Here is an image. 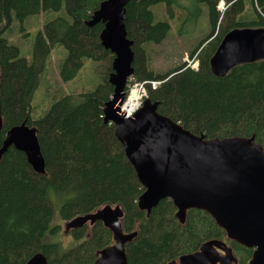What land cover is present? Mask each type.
Returning a JSON list of instances; mask_svg holds the SVG:
<instances>
[{
    "label": "trees",
    "instance_id": "obj_1",
    "mask_svg": "<svg viewBox=\"0 0 264 264\" xmlns=\"http://www.w3.org/2000/svg\"><path fill=\"white\" fill-rule=\"evenodd\" d=\"M103 0H0V143L11 127L25 122L34 128L44 159L36 170L25 154L13 146L0 158V264H24L36 253L46 264H93L101 249L114 243L102 221L81 219L109 205L119 207L123 233H133L125 243L128 264H166L197 251L208 241L228 246L238 264H246L253 248L226 237L224 230L204 210L188 209L180 220L169 198L160 200L149 214L138 206L144 187L115 136L113 123H104V104L113 91L108 77L114 55L101 44L102 22L88 25ZM179 0H129L125 5L126 37L134 53L131 77L146 89L156 111L205 138L250 137L264 149V59L238 64L225 76L211 73L209 59L223 35L234 28L264 27V0H189L206 7L209 32L182 62L166 72L153 70L145 44L162 42L169 24L154 20L151 6L165 3L170 9ZM222 1L224 9L217 5ZM35 36L32 58L19 53L4 32L12 19L41 11H59ZM66 50L59 65L62 81L73 79L85 59L97 63L99 83L94 89L53 98L40 116H32V94L38 76L55 45ZM158 82L155 87L151 82ZM60 200L58 218L69 223V235L78 241L68 249L47 242L55 235L53 208L48 193ZM51 193H49L50 195ZM51 196V195H50ZM45 238V241H44Z\"/></svg>",
    "mask_w": 264,
    "mask_h": 264
},
{
    "label": "water",
    "instance_id": "obj_2",
    "mask_svg": "<svg viewBox=\"0 0 264 264\" xmlns=\"http://www.w3.org/2000/svg\"><path fill=\"white\" fill-rule=\"evenodd\" d=\"M128 1L103 0L88 25L104 24L99 38L114 55L108 77L113 91L104 104L103 121L114 124L115 136L144 187L138 206L149 214L160 200L169 198L180 220L188 209L204 210L228 239L253 248L247 264H264V149L254 141V136L196 135L159 114L157 104L148 99L130 117L118 113L133 73L132 42L126 37L124 25ZM261 59H264V27L234 28L223 35L209 65L214 76L223 77L238 64ZM1 125L0 112V129ZM10 146L23 152L36 170L44 169L34 128L22 122L7 130L0 143V158ZM101 208L84 216L81 222L102 221L115 241L98 251L93 264H128L124 248L133 233L122 232L119 207H115L119 216L109 207ZM221 247L222 243L208 241L197 251L166 264H238L224 247V254L220 255ZM24 264H46V257L36 253Z\"/></svg>",
    "mask_w": 264,
    "mask_h": 264
},
{
    "label": "rangeland",
    "instance_id": "obj_3",
    "mask_svg": "<svg viewBox=\"0 0 264 264\" xmlns=\"http://www.w3.org/2000/svg\"><path fill=\"white\" fill-rule=\"evenodd\" d=\"M195 3L189 0H179L170 9L167 8L165 3L151 6L155 22L164 21L170 26L167 36L162 42H150L144 45L149 65L153 70L166 72L182 62H185L187 66L193 67L195 64L197 66V60H192L188 54L209 32L210 23L206 7L199 2ZM217 8H225L222 1L219 2ZM59 16H66L63 9L59 11H41L24 18L22 21L12 19L10 27L4 32V37L18 47L21 56L30 61L36 34L47 21ZM65 56L66 50L59 44L55 45L48 55L45 68L40 72L37 87L32 94L33 117L42 115L49 108L55 96L89 91L94 89L99 83V78L95 73L97 63L89 59L84 60L82 67L73 79L66 82L62 81L58 70ZM132 88H134L133 83L126 88L128 89L127 92ZM145 97L142 98L141 103ZM49 193H51V196ZM49 193L48 199L54 212L52 225L60 224L61 231L55 235L46 232L45 238H49L47 242L60 243L62 249H68L78 241L70 237L68 231L69 223H62L58 218V209L65 199L73 196V193L63 197L61 200L56 196L57 194L55 195L54 191L51 190ZM104 207H109L110 211H117L116 209L118 208L116 207L115 209V206L110 207L109 205L102 208ZM117 215L119 216V211H117ZM85 223L89 224L90 219L85 220Z\"/></svg>",
    "mask_w": 264,
    "mask_h": 264
},
{
    "label": "built area",
    "instance_id": "obj_4",
    "mask_svg": "<svg viewBox=\"0 0 264 264\" xmlns=\"http://www.w3.org/2000/svg\"><path fill=\"white\" fill-rule=\"evenodd\" d=\"M193 67L196 68L197 67L196 64L193 65ZM132 83H133L134 88L130 89L129 92H127L128 89H126L124 99L119 105L118 113L123 115L124 117L132 116L140 108L142 104L141 103L142 98L146 96V91H145L146 89L143 86V84L140 82L134 81L132 77H129L126 88H128ZM157 84L158 82H155V81L151 82L152 87H155ZM132 93L135 94L136 96L135 98L134 97L131 98ZM129 100H131V106L127 108L126 104Z\"/></svg>",
    "mask_w": 264,
    "mask_h": 264
},
{
    "label": "flooded vegetation",
    "instance_id": "obj_5",
    "mask_svg": "<svg viewBox=\"0 0 264 264\" xmlns=\"http://www.w3.org/2000/svg\"><path fill=\"white\" fill-rule=\"evenodd\" d=\"M218 243H219V242H218ZM222 245H223V244H222ZM223 247L231 252V250H230V248H229L228 246H226V245L224 246V245H223ZM223 247L218 248V251L220 252V255H223V254H224V248H223ZM245 247H246V246H245ZM250 248H251V247H250ZM231 253H232V252H231ZM252 253H253V252H252ZM232 255H233V254H232ZM233 258H234V255H233ZM250 258H251V257H250ZM234 259H235V258H234ZM249 260H250V259H249ZM249 260H248V261H249ZM235 261H236V259H235ZM236 262H237V261H236ZM247 263H248V262H247ZM247 263H246V264H247Z\"/></svg>",
    "mask_w": 264,
    "mask_h": 264
},
{
    "label": "bare ground",
    "instance_id": "obj_6",
    "mask_svg": "<svg viewBox=\"0 0 264 264\" xmlns=\"http://www.w3.org/2000/svg\"><path fill=\"white\" fill-rule=\"evenodd\" d=\"M168 6V5H167ZM192 8V7H191ZM196 17V16H195ZM186 18V17H185ZM135 98L136 96H135V94L134 93H132V95H131V98ZM131 106V100H129L128 102H127V104H126V107L127 108H129ZM124 150V149H123ZM62 223H64V222H62Z\"/></svg>",
    "mask_w": 264,
    "mask_h": 264
}]
</instances>
